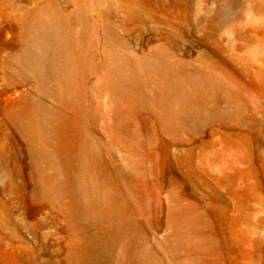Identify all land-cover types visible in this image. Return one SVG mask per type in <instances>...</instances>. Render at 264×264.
<instances>
[{"label": "rangeland", "instance_id": "374dc122", "mask_svg": "<svg viewBox=\"0 0 264 264\" xmlns=\"http://www.w3.org/2000/svg\"><path fill=\"white\" fill-rule=\"evenodd\" d=\"M0 264H264V0H0Z\"/></svg>", "mask_w": 264, "mask_h": 264}, {"label": "bare ground", "instance_id": "6f19581e", "mask_svg": "<svg viewBox=\"0 0 264 264\" xmlns=\"http://www.w3.org/2000/svg\"><path fill=\"white\" fill-rule=\"evenodd\" d=\"M54 29L49 23L40 26L38 38L28 56L30 67L41 75L51 72L59 77L66 74L68 61L63 40Z\"/></svg>", "mask_w": 264, "mask_h": 264}]
</instances>
